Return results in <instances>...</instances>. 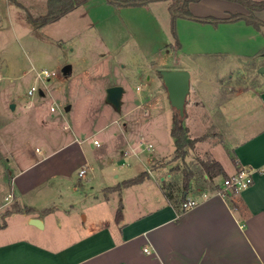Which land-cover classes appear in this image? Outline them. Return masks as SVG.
<instances>
[{
    "label": "rangeland",
    "instance_id": "obj_1",
    "mask_svg": "<svg viewBox=\"0 0 264 264\" xmlns=\"http://www.w3.org/2000/svg\"><path fill=\"white\" fill-rule=\"evenodd\" d=\"M19 1L35 14L45 7V0ZM7 6L5 1L0 2V156L10 159L9 166L15 172L28 166L40 174L66 172L70 178H53L52 186L58 190H66L65 185L76 186L71 193L77 197L82 192L78 173L85 159L91 166L86 176H95L90 183L85 182L87 177L82 178L88 190L89 185L98 187L103 178L109 180L114 173L145 169L153 161L151 153L157 155L156 150L174 155L175 146L169 136L174 109L156 69L189 68L193 83L197 72L203 80H217L222 84L220 91L201 82L198 94L211 108L217 107L220 97L227 93L231 79L232 85L245 87L258 86L264 80V47L246 49V55L193 54L188 47L181 53L167 52L173 37L166 2L141 11L129 10V16L135 15L133 21L143 19L136 33L121 25L122 8L106 0H92L72 14L36 29L27 23L22 8L9 2L8 12ZM187 31L181 28L182 34ZM66 64L76 66L64 73ZM146 68L150 70L147 74ZM41 69L51 70L54 75L42 80L37 74ZM107 80H118L125 86L119 107L107 101ZM33 85L38 90L30 96L28 90ZM194 96L189 92L186 103ZM201 112L197 110V114ZM186 122L191 124L190 119ZM194 126L200 127L199 119ZM205 130L200 141L222 142L221 134L210 122ZM125 136L121 155V145L117 148L115 144H122ZM141 136L147 144V136L153 139L150 150L139 147ZM208 143L192 153L189 148L184 159L159 160L153 167L165 166L163 172L172 173L170 179L177 185H182L184 172L191 171L192 189H211L224 179L203 177L204 164L215 159L207 150ZM131 148L136 154H126ZM215 155L231 173V159L224 148L218 147ZM5 212L0 223L6 219Z\"/></svg>",
    "mask_w": 264,
    "mask_h": 264
},
{
    "label": "crops",
    "instance_id": "obj_2",
    "mask_svg": "<svg viewBox=\"0 0 264 264\" xmlns=\"http://www.w3.org/2000/svg\"><path fill=\"white\" fill-rule=\"evenodd\" d=\"M2 1L9 6L8 0ZM158 2H166L168 9L167 0L141 6H115L124 11L121 25L130 32H139L143 19L135 18L133 21L131 18L135 15L129 16V10L141 11ZM189 8L198 16L225 17L231 13H249L244 5L231 0H200L191 2ZM256 15L264 21V9L257 11ZM2 18L0 9V20ZM181 28L188 30L186 34H182ZM170 30L173 41L167 52L181 53L188 47L193 54L246 55V49L264 47V36L260 35V32L264 34V25L255 27L245 20L213 23L178 18L174 35L170 16ZM176 41L180 44L179 49L175 46ZM75 66L72 64L68 73ZM122 67L126 69V65ZM170 69H187L190 73V92L195 96L193 101L186 103L184 115L190 136H202L210 122L221 134L222 142H207L206 149L221 163L225 172L231 176L242 166L254 169L253 184L235 196L238 206H233L216 190H195L191 186L183 190L180 184L179 202L169 200L162 184L172 181V173L163 172L165 166L158 168L153 165L174 155H162L158 150L155 156L151 153L153 161L145 169L114 173L108 177L109 180L103 178L98 187L89 185L88 190L82 178L87 177L91 166L85 159L86 164L82 168H86V173L83 176L78 173L82 190L80 197L71 193L76 186L70 188L65 185L66 190L52 186L53 178L69 179L66 172L40 174L31 166L15 172L9 166L10 159L0 156V216L15 204L20 207L19 211L6 216V226L0 228V264H264V80L258 82V86L245 87L232 85L231 79L229 90L213 109L198 95L201 82L219 91L222 84L210 78L203 80L199 72L193 83V72L189 68L173 66ZM156 70L160 73L159 69ZM148 71L146 68V74ZM113 85L125 87L118 80H107L105 88ZM197 110H201V114H197ZM186 118L191 124L186 122ZM197 118L199 128L194 126ZM172 123L169 136L173 140ZM193 129H197L196 134H193ZM147 138L148 144L152 145L153 139ZM124 141H127L126 136L121 140L122 144H115L116 147H123ZM141 142L147 144L142 136L139 147L143 148ZM207 143L196 141L189 153L205 148ZM218 147H223L230 156L231 173L215 155ZM76 148L82 151L80 145ZM175 150L176 147L174 154ZM120 152L122 155V148ZM131 153L136 154V151L131 148ZM14 161L19 169L18 162ZM143 171L149 173L144 180L123 185L124 180ZM203 177L206 179L207 174ZM93 179L94 175L88 176L85 182L90 183ZM185 198L196 199L198 204L183 210ZM121 204L122 218L117 220Z\"/></svg>",
    "mask_w": 264,
    "mask_h": 264
},
{
    "label": "trees",
    "instance_id": "obj_3",
    "mask_svg": "<svg viewBox=\"0 0 264 264\" xmlns=\"http://www.w3.org/2000/svg\"><path fill=\"white\" fill-rule=\"evenodd\" d=\"M11 4H14L25 11L27 23L34 29L43 27L46 24L52 23L62 16L72 11L76 7L87 3L90 0H45V7L42 11L37 14L33 13L31 9L27 8L19 0H8ZM109 4L117 7L126 6H141L148 4L150 2L161 1V0H106ZM169 2V13L171 16V27L172 32L176 35V20L178 18H186L200 22H233L237 20H245L247 23L254 25L255 27H260L264 25V21L260 19L256 12L264 9V0H231L244 5L249 13H231L225 17H213V16H198L191 12L189 4L191 2H197L200 0H167ZM175 46L179 49L180 44L176 41ZM171 136L173 137L175 143V154L170 160L184 159L187 155L188 149L192 148L196 141L201 140L204 136L198 138H192L189 133V128L185 123L184 117L180 115L179 111L175 110L173 115V123L171 127ZM207 174V178L212 179L216 176H221L223 179L228 178L229 175L225 172L221 163L214 159L209 163L204 164V174ZM203 174V175H204ZM149 173L143 171L135 177L126 179L123 181L124 186L133 185L144 180ZM194 174L191 171H185L182 180L183 190H188L191 186V181ZM118 187V186H117ZM221 187V184H215L211 187L212 190H217ZM162 189L165 196L171 200L179 202L180 198V188L175 182H163ZM225 199L232 203L233 206H238L237 198L235 197L238 193L235 189L226 190ZM20 207L14 205L11 209L7 210L6 216L11 212L19 211ZM30 211V208H26ZM49 210V209H47ZM117 220L122 218V204L119 206L116 214ZM6 226V219L0 223V228Z\"/></svg>",
    "mask_w": 264,
    "mask_h": 264
},
{
    "label": "water",
    "instance_id": "obj_4",
    "mask_svg": "<svg viewBox=\"0 0 264 264\" xmlns=\"http://www.w3.org/2000/svg\"><path fill=\"white\" fill-rule=\"evenodd\" d=\"M71 65L67 64L63 67V72L68 73ZM161 77L168 92L171 105L180 115H185V105L188 94L190 92V73L186 69H163L160 71ZM121 85H113L107 88V101L116 107L121 105L123 94ZM67 106L66 109H69Z\"/></svg>",
    "mask_w": 264,
    "mask_h": 264
},
{
    "label": "built area",
    "instance_id": "obj_5",
    "mask_svg": "<svg viewBox=\"0 0 264 264\" xmlns=\"http://www.w3.org/2000/svg\"><path fill=\"white\" fill-rule=\"evenodd\" d=\"M37 74L42 80H44L46 78L50 79L52 75H54V72L48 69H41L40 71H38ZM37 90L38 88L35 85L31 86L28 90V95L33 96L37 92ZM51 110H54L53 106L51 107ZM94 143L96 145H99L98 140H95ZM140 146L146 149L152 148L151 144H145L144 142H141ZM130 153H131L130 151H126V154H130ZM85 173H86V168H82L79 171V175L81 176L85 175ZM253 181H254V169H252L251 167L242 166L239 167L238 170L233 175L229 176L228 178H225L221 187L217 189L216 192L220 196L225 198L226 190L235 189L237 191H240L251 186L253 184ZM197 204H198V200L193 198H185L184 201L182 202V208L183 210H187L190 209L191 207L196 206ZM144 250L146 252H149L148 248H145Z\"/></svg>",
    "mask_w": 264,
    "mask_h": 264
}]
</instances>
